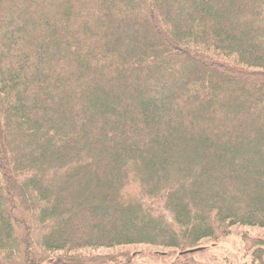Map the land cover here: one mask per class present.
Here are the masks:
<instances>
[{"label":"trees","instance_id":"trees-1","mask_svg":"<svg viewBox=\"0 0 264 264\" xmlns=\"http://www.w3.org/2000/svg\"><path fill=\"white\" fill-rule=\"evenodd\" d=\"M236 226L264 228V0H0V264H215L178 253Z\"/></svg>","mask_w":264,"mask_h":264},{"label":"rangeland","instance_id":"rangeland-1","mask_svg":"<svg viewBox=\"0 0 264 264\" xmlns=\"http://www.w3.org/2000/svg\"><path fill=\"white\" fill-rule=\"evenodd\" d=\"M233 233L223 237L218 242L205 241L206 247L196 257L198 260L213 262L215 264H251L252 258L245 247L244 237H264V228L259 227H233ZM117 250L130 252L139 264H168L172 257L168 248L152 245L121 246ZM180 253H178L179 255Z\"/></svg>","mask_w":264,"mask_h":264},{"label":"water","instance_id":"water-1","mask_svg":"<svg viewBox=\"0 0 264 264\" xmlns=\"http://www.w3.org/2000/svg\"><path fill=\"white\" fill-rule=\"evenodd\" d=\"M206 247H196V248H192V249H188L185 251L180 252V254H191V253H196V252H200L203 251Z\"/></svg>","mask_w":264,"mask_h":264}]
</instances>
